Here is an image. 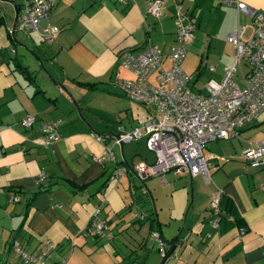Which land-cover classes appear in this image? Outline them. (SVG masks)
Masks as SVG:
<instances>
[{"label": "crops", "instance_id": "obj_1", "mask_svg": "<svg viewBox=\"0 0 264 264\" xmlns=\"http://www.w3.org/2000/svg\"><path fill=\"white\" fill-rule=\"evenodd\" d=\"M234 1L160 0L154 17L148 0H54L48 19L58 30L45 42L38 29L17 26L21 0H0V264H26L13 241L27 252L44 253L49 263L62 258V264H125L134 257L145 264L147 257L140 263L135 248L149 249V240L158 252L149 264L158 263L166 241L175 244L163 264L167 259L168 264H264V165L252 166L239 156L248 140L264 137V107L235 134L210 139L202 149L206 174H139L135 165L153 158L143 130L114 140L118 132L139 127L151 111L116 84V78L134 75L119 57L156 43L160 65L167 67L179 10L194 24L186 43L197 56L186 85L192 89L201 75L204 81L195 89L203 91V84L217 80L223 65L231 63L225 33L241 23V36L249 34V17L237 12ZM240 1L264 7V0ZM100 96L102 106L94 108L92 101ZM114 109L116 120L108 127L103 116ZM25 114L34 115L28 127L19 121ZM54 119L59 135L44 145L40 124ZM105 144L113 159H94ZM117 164L127 171L109 181ZM216 189L219 217L213 226L208 201ZM92 213L104 221L100 234L88 227ZM129 228L135 244L125 241L122 231Z\"/></svg>", "mask_w": 264, "mask_h": 264}, {"label": "built area", "instance_id": "obj_2", "mask_svg": "<svg viewBox=\"0 0 264 264\" xmlns=\"http://www.w3.org/2000/svg\"><path fill=\"white\" fill-rule=\"evenodd\" d=\"M53 2L54 0H21L15 13L17 26L36 28L43 41H51L58 30L48 19ZM234 2L237 12L249 17V34L241 36L244 28L241 23L225 33V40L231 45V63L223 65L217 80L208 79L203 84V91H193L186 85L188 75L179 65L185 52L183 45L190 39L194 26L189 15L179 10L173 15L174 42L167 51V67L160 65L162 52L156 43H147L139 52L134 54L126 51L119 57L118 63L134 74L131 78H116L119 89L129 98L150 105L151 110L139 122V127L118 132L114 136V140L120 142L137 135L139 128L143 130V144L153 153V160L149 163H137L135 169L139 174H159L166 170L175 175L206 174L208 161L202 152L203 144L210 139L235 134L243 122L264 107V7L256 9L240 0ZM160 7V0H148L147 11L154 17L160 14ZM242 64L246 67L243 68ZM236 71L239 73L240 84L234 77ZM151 74L152 80L149 79ZM33 120V114H25L19 121L22 126L28 127ZM58 126V119L41 122L40 142L46 145L57 138ZM95 138L98 136L95 135ZM239 156L252 166L264 165V137L248 140L241 147ZM93 158L100 161L112 160L110 147L105 144L102 153ZM126 171V165H114L107 178L115 182ZM41 177L40 171L36 178ZM261 187L264 188V183ZM219 194L220 190L216 189L208 201L213 226L219 217ZM10 198L15 199L16 196ZM97 210L98 205H95L94 212ZM88 227L92 233L100 234L105 224L103 219L92 213ZM161 244L163 248V241ZM12 247L26 264L63 262L61 258L49 263L45 261L44 253L27 252L16 241L12 242ZM262 256L264 258V250Z\"/></svg>", "mask_w": 264, "mask_h": 264}, {"label": "rangeland", "instance_id": "obj_3", "mask_svg": "<svg viewBox=\"0 0 264 264\" xmlns=\"http://www.w3.org/2000/svg\"><path fill=\"white\" fill-rule=\"evenodd\" d=\"M184 48H185V55H184V57H183V59L180 61V66L183 68V70H184V72L186 73V74H188L189 75V77H190V79H192L193 78V76H194V73H195V64H196V61H197V56H195V54H192L193 52L190 50V48H189V45L185 42L184 43ZM120 67V66H119ZM242 67L244 68V67H246L245 66V64H242ZM120 69H122L121 67H120ZM126 69V68H125ZM123 70V69H122ZM124 71V70H123ZM152 74L149 76V79H151L152 80ZM204 80H203V77H201V75L199 76V77H197V79L195 80V84L192 86V89L191 90H193V91H197V89H195V87H196V85H199L200 83H202ZM237 81L239 82V84H240V81H239V78H237ZM112 95V94H111ZM120 96H121V94H119ZM100 102H103V101H101V96L97 99V100H95V101H92V105L94 106V108H97V107H99V106H102V105H98V104H100ZM73 105L75 106H77V104H76V102L74 101V103H73ZM115 111H106L105 112V116H103V118H105V123L107 124V126L109 127H113V125H114V123H115V120H116V115H114V113L115 112H117L118 110L117 109H114ZM218 139H220V138H218ZM218 139H216V140H218ZM211 140H208V141H206L204 144H203V146H202V149L203 150H205V148H206V146H207V144L210 142ZM146 153H148V155H150L149 154V152L143 147L142 148ZM151 152V151H150ZM153 155V154H152ZM151 160V159H150ZM152 160H153V158H152ZM130 212H131V210L130 209H128V210H125L124 211V215L126 216V217H129L130 216ZM131 218V217H130ZM130 218H128V219H130ZM144 225V224H143ZM146 226V225H145ZM134 231V230H133ZM133 231L131 232L130 231V228L128 229V230H126V231H122V233L124 234V237H125V241H130V242H133L134 244H135V242L134 241H136V240H133ZM141 232V231H140ZM139 232V233H140ZM150 238V237H149ZM148 238V236H147V239H149ZM148 242V244H150V245H148L149 246V249H145V248H135V252H136V255H137V257H138V259H139V261H140V263H144L145 262V258L147 257V259H146V263L145 264H149L150 263V259H151V255H153L154 254V251H155V245H153V247L151 246V242H153V241H151V240H149V241H147ZM126 247H128L129 248V245L128 246H126ZM146 248H148V247H146ZM128 251V250H127ZM156 252V251H155ZM155 254H158V252H156ZM124 255V254H123ZM159 256V255H158ZM123 260H125V259H123ZM158 261H159V259H158ZM165 262V261H164ZM168 259H167V261H166V263L168 264Z\"/></svg>", "mask_w": 264, "mask_h": 264}, {"label": "water", "instance_id": "obj_4", "mask_svg": "<svg viewBox=\"0 0 264 264\" xmlns=\"http://www.w3.org/2000/svg\"><path fill=\"white\" fill-rule=\"evenodd\" d=\"M14 19H15V15H14ZM59 87H60V89H61L65 94H67V96L70 98V100L74 103V100H73L72 96H71L70 93L64 88V86L60 84ZM165 243L168 245V249H167L166 251H165V250H162V252H160V253H161V257H160V259H159V261H158L157 264H163V263H164V261L166 260V258H167V257L170 255V253L172 252L173 247H174V244H175L174 242L169 243L168 241H166ZM157 250H159V248H158Z\"/></svg>", "mask_w": 264, "mask_h": 264}, {"label": "trees", "instance_id": "obj_5", "mask_svg": "<svg viewBox=\"0 0 264 264\" xmlns=\"http://www.w3.org/2000/svg\"><path fill=\"white\" fill-rule=\"evenodd\" d=\"M22 67V66H21ZM23 68V67H22ZM25 69V68H24ZM112 264H123V263H118V262H114V263H112ZM125 264H138L137 263V261H136V259L133 257V258H131V259H128L126 262H125Z\"/></svg>", "mask_w": 264, "mask_h": 264}]
</instances>
